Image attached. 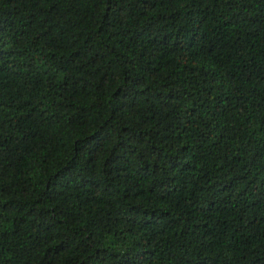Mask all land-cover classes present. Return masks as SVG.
Instances as JSON below:
<instances>
[{
    "label": "trees",
    "instance_id": "16d2710c",
    "mask_svg": "<svg viewBox=\"0 0 264 264\" xmlns=\"http://www.w3.org/2000/svg\"><path fill=\"white\" fill-rule=\"evenodd\" d=\"M0 264H264V0H0Z\"/></svg>",
    "mask_w": 264,
    "mask_h": 264
}]
</instances>
